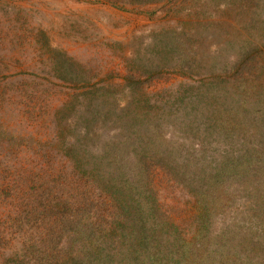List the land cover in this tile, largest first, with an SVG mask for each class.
Here are the masks:
<instances>
[{
  "label": "rangeland",
  "instance_id": "374dc122",
  "mask_svg": "<svg viewBox=\"0 0 264 264\" xmlns=\"http://www.w3.org/2000/svg\"><path fill=\"white\" fill-rule=\"evenodd\" d=\"M102 260L264 264V0H0V264Z\"/></svg>",
  "mask_w": 264,
  "mask_h": 264
},
{
  "label": "trees",
  "instance_id": "16d2710c",
  "mask_svg": "<svg viewBox=\"0 0 264 264\" xmlns=\"http://www.w3.org/2000/svg\"><path fill=\"white\" fill-rule=\"evenodd\" d=\"M136 213H138V212H136ZM133 215V213L131 212V215L130 216H132ZM134 222H135V220H134ZM147 234L149 235V236H151L150 235V231L149 232H145L142 236H141V240L142 241H148V240H150L152 237H149V236H147ZM220 241H221V243L222 244H225V243H227V241H228V235L226 236V237H224L223 239H220ZM143 243V242H142ZM145 243V242H144ZM106 263H110V260H107V261H105ZM97 263H99V260H97ZM100 264H105L104 263V261L102 260V262H100Z\"/></svg>",
  "mask_w": 264,
  "mask_h": 264
}]
</instances>
